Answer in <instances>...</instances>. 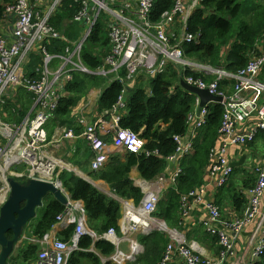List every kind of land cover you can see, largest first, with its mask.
Segmentation results:
<instances>
[{"label":"built area","instance_id":"1","mask_svg":"<svg viewBox=\"0 0 264 264\" xmlns=\"http://www.w3.org/2000/svg\"><path fill=\"white\" fill-rule=\"evenodd\" d=\"M74 2L78 4V10L69 20L71 24H78L73 30L74 38H68L65 32L51 24L63 0L9 3L4 14L7 22L0 27V208L11 191L10 176L51 181L69 200L51 231L42 239L29 238L31 242L41 244L31 264H67L71 254L81 250L80 241L87 235L95 241L106 239L116 246L111 256L102 258L103 263L128 264L144 252L138 235H148L154 230L166 232L170 237L160 264L176 261L185 264H256L264 253V155L254 159L248 156L250 151L244 154L243 149L264 131V30L249 52L247 64L233 72L190 59L185 54L184 43L199 42V33L190 32L188 23L202 0H174L172 8L164 10L158 20H154L152 14L155 0ZM99 18L107 30L110 49L103 66L90 69L82 63L81 54ZM59 41L67 45L59 49L56 47ZM37 56H43L42 65L36 64ZM33 60L35 67L32 69L28 65ZM169 64L178 68L180 85L184 80L189 85L208 89L222 99L209 101L198 115L200 98L196 96L194 110L188 115V134L173 136L177 144L176 155L168 157L174 162L173 169L154 180L139 179L137 182L144 196L138 204L132 198L109 192L121 204L119 230L111 227L100 235L89 227L84 203L73 199L63 187L61 173L78 170L59 152L64 149V142H70L68 153L73 155L76 151L74 141L82 138L97 153L93 168H98L103 165L100 161L108 159L110 149L143 151L147 140L140 133L120 126L121 112L128 106L127 90L133 84H142L150 92L146 87L149 80L163 74ZM35 70V76L27 74ZM75 71L103 75L109 83L120 81L122 92L111 109L96 110L92 119L87 101L81 103L79 108H74L75 124L58 126L49 136V123L66 95L67 84L73 80ZM188 71L192 73L189 75ZM206 76L214 79L207 82ZM226 81L232 82L228 87L222 86ZM20 89L32 93L34 103L28 115L16 124L3 118L4 105L14 100ZM92 90L101 95L100 88ZM215 103L222 105L223 116L219 142L209 151L205 183L181 193L179 227H171L156 216L159 203L176 187L183 173L181 161L194 153L196 140L207 123L209 106ZM77 127L82 128L79 134ZM153 152L159 154L158 149ZM234 152L238 157H249V163L254 161L250 167L255 182L242 189L247 199L242 213L229 207L225 214L214 193L229 182L236 168L232 164ZM71 224L75 225L71 238L61 239L59 233ZM194 226H201L206 234L217 237L215 256L206 255L196 239L187 238V232ZM124 243L128 244L127 250L122 248Z\"/></svg>","mask_w":264,"mask_h":264},{"label":"trees","instance_id":"2","mask_svg":"<svg viewBox=\"0 0 264 264\" xmlns=\"http://www.w3.org/2000/svg\"><path fill=\"white\" fill-rule=\"evenodd\" d=\"M16 1L0 0V27H2L1 24H6L8 19L4 16L5 6ZM173 3L174 0H155L152 10L153 19L158 20L164 10L172 8ZM246 6V0H202L188 23L190 32L199 33V42L184 43L186 56L215 68L224 67L233 72L244 67L257 37L264 30V0H255L250 21L244 18ZM77 10L78 4L74 0H63L62 5L52 17L51 24L65 32L68 38H74L73 30L77 29L78 24H71L69 20ZM56 43L59 49L67 45L66 42L61 41ZM100 46L102 48L99 49ZM109 49L108 33L99 18L83 47L82 63L90 69L100 68L104 64L105 55ZM42 60L43 56H37L35 62L42 65ZM33 63L34 60L29 64L32 69L35 67ZM191 73L188 71L189 75ZM27 74L35 76L37 73L35 70ZM213 79V76L205 78L207 82ZM231 82L226 81L221 84L228 87ZM93 88L102 90L97 106V110L102 112L113 107L122 92L123 85L120 81L109 83L108 78L103 75L75 71L73 80L67 84L66 95L61 99L49 123L50 135L58 126L75 124V121L72 122L75 117L74 108H79L80 104L87 100L88 93ZM148 88L150 92L142 84H133L128 87V106L121 112L120 121L121 127L138 132L143 139L147 140L143 151L139 153L113 151L109 154L105 164L98 168L92 167L90 170L82 165L84 163L79 158L80 156L86 157L88 164H91L93 152L90 148L78 146L75 158L71 159L74 165H79L83 171H87L92 180H104L115 195L132 198L136 204L141 201L144 193L132 179V170L137 168L141 178L154 180L161 173L173 169L174 162L168 158L176 155L177 144L173 136L188 134L190 130L188 115L194 110L196 103V96L180 85L178 68L173 64H169L163 74L151 78ZM19 97L29 105L34 100V95L23 89H20ZM12 105L13 101L9 100L4 105V109L12 112L9 108ZM27 111L28 108H23L22 114ZM222 116V105L215 103L209 106L207 123L202 127L196 140L194 153L182 159L183 173L176 187L168 191L159 203L156 216L164 219L171 227H179L181 193L205 183V170L210 164L209 151L219 142ZM76 130L79 134L82 128L77 127ZM260 137L264 138V131L258 133L255 142H250L247 148L243 149V153L247 154L250 151L249 148H252ZM156 149L159 150V154L153 152ZM146 150L152 153L148 154ZM258 155L255 153L254 159ZM253 163L254 161L242 167H236L229 182L214 193L217 204L225 214H227L225 210L229 207H234L239 213L244 210L247 199L242 189L252 186L255 182L250 167ZM241 171L243 175L240 174ZM60 178L63 187L71 197L84 203L90 228L100 235L111 227L119 230L121 204L117 198L100 190L91 179L74 172L65 170ZM65 207L66 205L55 199L52 194L44 198L43 206L37 209V217L41 216L34 226L31 223L27 228L25 234L28 237L11 256V264H31L36 259L41 244L31 242L29 238L42 239L53 229L58 214ZM74 229V224L69 225L59 233V237L69 240ZM187 238H195L198 241L210 239L214 245H217V237L206 234L201 226H194L191 231L187 232ZM138 240L144 245V252L136 261L128 264H160L170 242L168 234L161 230H154L148 235L139 234ZM80 247L81 250L71 254L67 264H104L102 258L109 257L116 251V246L110 241L106 239L95 241L88 235L81 239ZM256 264H264V253Z\"/></svg>","mask_w":264,"mask_h":264},{"label":"water","instance_id":"3","mask_svg":"<svg viewBox=\"0 0 264 264\" xmlns=\"http://www.w3.org/2000/svg\"><path fill=\"white\" fill-rule=\"evenodd\" d=\"M181 85L200 98L198 115L202 107L209 101H220L222 99L221 96L212 94L208 89L189 85L184 80L181 81ZM245 160L246 155H243L240 160L233 161L232 164L234 167H241ZM9 183L11 191L0 208V264H11V256L17 252L24 241L26 230L37 218V209L43 206L44 198L47 195L52 194L55 199L64 205L69 202L63 190L51 181L10 176ZM104 264L115 263L107 261Z\"/></svg>","mask_w":264,"mask_h":264},{"label":"crops","instance_id":"4","mask_svg":"<svg viewBox=\"0 0 264 264\" xmlns=\"http://www.w3.org/2000/svg\"><path fill=\"white\" fill-rule=\"evenodd\" d=\"M99 96L100 95L98 94V91L97 90H91L88 93L87 100H86L87 103H88L87 110L90 111L91 119L96 114V110H97V106H98V101H99ZM83 105L84 104H82V106ZM76 112L78 113L80 111L77 110ZM74 121H75V117H73V119H72V122H74ZM74 142L76 144V151H77L78 146L79 147H82V148H84L86 146L87 148H90L92 150V148L90 147V145L87 142H85L84 139H82V138L77 139ZM63 146H64V149L59 152V153H63L61 155V157H63L64 159L68 158L70 160L71 159H74L75 158L76 151H73L72 152L73 155H70L68 153L70 151V148H71L70 142H64L63 143ZM113 151L114 150H111V149L109 150V152H113ZM92 152H93V156L91 157V164H88V162L86 160V157H83V156H80L79 157L82 160V162L84 163L82 165H84L85 167H87L88 170L92 169V167H95V164L97 163L96 162L97 153L95 151H93V150H92ZM234 154H235V152H234ZM234 154H233V157H235V160L234 161H238L242 157V155L238 157L237 154H235V156H234ZM107 157H109V155ZM106 162H107V159L104 162L100 161L101 164H105ZM75 166H76L78 172H74V173H76V174H78V175H80L82 177L89 178L88 177L89 175H88V172L87 171H85V170L83 171L80 168L81 166H79V165H75ZM131 177L134 180L135 184L138 185V186H139V184H138L137 181L139 179H143V178H141V175H140V173H139V171H138L137 168H134L132 170ZM92 181L103 192L109 194V192L111 191L110 186L104 180H92ZM198 242L203 247V250H204V252H205L206 255L215 256V254L218 252V250H217L218 249V246L217 245H214L210 239H207L206 241H198ZM122 246H124L123 247L124 250H127L128 249V244L127 243H124ZM170 264H185V263H184V261H176V262H171Z\"/></svg>","mask_w":264,"mask_h":264},{"label":"rangeland","instance_id":"5","mask_svg":"<svg viewBox=\"0 0 264 264\" xmlns=\"http://www.w3.org/2000/svg\"><path fill=\"white\" fill-rule=\"evenodd\" d=\"M246 9L244 12V18L248 21L251 20L252 17V13H253V7L255 5V0H246ZM106 36V35H105ZM102 48L101 46L99 47V49ZM29 66V65H28ZM30 67V66H29ZM148 86V84L146 85V87ZM13 101V105L11 107H9L11 109L12 112H8L7 110H4V115L3 118L6 121L12 122V123H16V124H20L22 122V120L24 119V117H26L28 115V113L30 112L32 105L34 103H31V105L26 104L23 102L22 98L19 97V93L18 96L12 100ZM14 106V107H13ZM23 108H28V111L24 114H22ZM14 112V113H13ZM33 114V112L31 113ZM55 132L53 131L52 134H49V130H48V134L49 136H52ZM250 149V153H249V157L250 155L253 157L255 153H258L260 156L264 155V138H259L256 140L255 145ZM249 157H247L244 165H247V163L249 164ZM242 167V166H241ZM246 167V166H245ZM241 175H243V171H241L240 173ZM240 174L238 176H240ZM89 177V176H88ZM89 179V178H88ZM41 216V215H40ZM38 216L34 222H33V226L36 224V220L40 217ZM28 237V236H27ZM194 239V238H192ZM25 243V242H24ZM22 244V243H21ZM23 245V244H22ZM21 245V246H22ZM124 246H122L123 248Z\"/></svg>","mask_w":264,"mask_h":264},{"label":"clouds","instance_id":"6","mask_svg":"<svg viewBox=\"0 0 264 264\" xmlns=\"http://www.w3.org/2000/svg\"><path fill=\"white\" fill-rule=\"evenodd\" d=\"M182 86V85H181ZM27 238V237H26Z\"/></svg>","mask_w":264,"mask_h":264}]
</instances>
